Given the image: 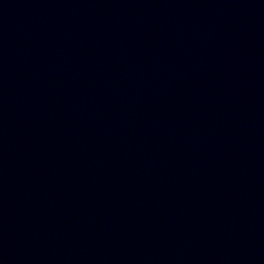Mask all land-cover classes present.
<instances>
[{"label": "water", "instance_id": "water-1", "mask_svg": "<svg viewBox=\"0 0 264 264\" xmlns=\"http://www.w3.org/2000/svg\"><path fill=\"white\" fill-rule=\"evenodd\" d=\"M0 264H264V0H0Z\"/></svg>", "mask_w": 264, "mask_h": 264}]
</instances>
